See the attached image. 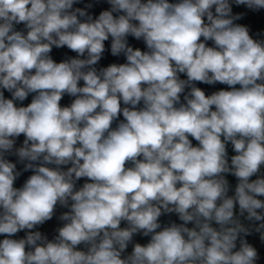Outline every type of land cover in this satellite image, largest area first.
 I'll return each mask as SVG.
<instances>
[{"label": "clouds", "instance_id": "1", "mask_svg": "<svg viewBox=\"0 0 264 264\" xmlns=\"http://www.w3.org/2000/svg\"><path fill=\"white\" fill-rule=\"evenodd\" d=\"M0 264H264V0H0Z\"/></svg>", "mask_w": 264, "mask_h": 264}]
</instances>
